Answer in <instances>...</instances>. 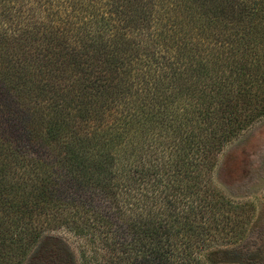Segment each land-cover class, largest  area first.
I'll use <instances>...</instances> for the list:
<instances>
[{
	"label": "trees",
	"instance_id": "16d2710c",
	"mask_svg": "<svg viewBox=\"0 0 264 264\" xmlns=\"http://www.w3.org/2000/svg\"><path fill=\"white\" fill-rule=\"evenodd\" d=\"M263 49L260 0H0V264H217L246 207L194 172L261 116Z\"/></svg>",
	"mask_w": 264,
	"mask_h": 264
},
{
	"label": "rangeland",
	"instance_id": "374dc122",
	"mask_svg": "<svg viewBox=\"0 0 264 264\" xmlns=\"http://www.w3.org/2000/svg\"><path fill=\"white\" fill-rule=\"evenodd\" d=\"M260 1L261 6H264V0ZM263 54L264 49L258 56L264 58ZM251 93H258L263 99L259 106L256 105L253 108V110L257 109L254 110L255 112H261V116H258V119L240 131L238 137L232 142L214 154L212 153L211 163H207L210 164L207 166L208 169L204 165H200L201 167L194 172L199 176L200 184L208 183L212 186L215 195L224 198L227 203L231 202L246 207L244 214L247 213L245 217L249 220L246 222L249 230L247 236L236 245L227 247L229 250H214L212 252L215 254L213 259L218 261L217 264H238L240 262L264 264V90ZM241 107H245L244 103L241 104ZM153 154L155 155L156 152ZM180 158V161L187 165H185V169L192 171L195 163L188 166L193 160L192 156L184 153L180 154ZM197 161L206 163L204 160ZM28 163L26 161L12 164V171L17 172V179L20 180V182H15L17 186L14 187V190L17 194L23 188L25 189V187L19 186L23 180L28 182L23 178L26 168L37 169L36 166ZM13 172L9 177H13ZM188 174V172L183 173L181 177L188 176ZM21 179L23 180L21 181ZM35 179L36 176L33 178L34 182ZM192 181L195 182L193 179ZM26 189L31 190V188ZM44 236L46 238L58 236L66 239L78 257H80L81 248L90 253L91 246L87 242L90 236L79 237L64 227L47 231L43 234V240ZM51 245L45 246L37 252L35 249L37 246L34 245L35 251L33 249L26 254L22 259L23 264H57V246L53 244L51 247ZM207 254L208 252L205 254L206 258Z\"/></svg>",
	"mask_w": 264,
	"mask_h": 264
}]
</instances>
